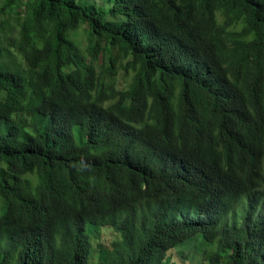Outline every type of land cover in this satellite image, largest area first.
Listing matches in <instances>:
<instances>
[{"label": "trees", "instance_id": "obj_1", "mask_svg": "<svg viewBox=\"0 0 264 264\" xmlns=\"http://www.w3.org/2000/svg\"><path fill=\"white\" fill-rule=\"evenodd\" d=\"M0 165V264H264V0H0Z\"/></svg>", "mask_w": 264, "mask_h": 264}, {"label": "rangeland", "instance_id": "obj_2", "mask_svg": "<svg viewBox=\"0 0 264 264\" xmlns=\"http://www.w3.org/2000/svg\"><path fill=\"white\" fill-rule=\"evenodd\" d=\"M3 169L4 167L0 165V173L2 172ZM118 239H119L118 234L115 233L111 227H102L100 230V235L98 236V239L97 241H95V243H98L103 247L110 249L112 247V243L114 241H117ZM170 254L172 256V262H174L175 264H185L184 262H182L179 255H177L176 252L175 253L172 252Z\"/></svg>", "mask_w": 264, "mask_h": 264}]
</instances>
